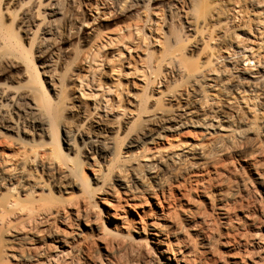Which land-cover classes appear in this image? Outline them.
<instances>
[{"label":"rangeland","instance_id":"1","mask_svg":"<svg viewBox=\"0 0 264 264\" xmlns=\"http://www.w3.org/2000/svg\"><path fill=\"white\" fill-rule=\"evenodd\" d=\"M132 1L120 0L123 2L121 7L126 8ZM259 1L264 4V0ZM29 3L30 0H0V85L27 88L34 86V82L35 86L39 84L36 98L41 101L43 114L54 129L56 145L46 137H37L31 125H26L27 135L19 133L18 137L0 128V161L10 160L20 168L22 158L34 160L33 165L27 167L31 177L46 183L44 187L28 186L20 190V205L31 202L36 207L47 205L61 209L56 216L40 215L32 232L45 230L46 234L56 231L68 235L75 231L68 259H73L75 264H111L105 258L106 243H101L100 238L115 234L112 232L114 227L105 217V203L114 205L121 213L135 214L136 219H139L136 214L143 216L145 212L144 219L148 222L154 219V198L163 200L164 196L178 219L183 218V212H188L201 221L203 229L200 228L198 237L189 232L184 237L182 250L190 261L193 258L201 262L196 261V264H231L230 258L235 253L237 256L242 254L245 264H264V239L259 242L252 237L256 231L264 235V89H261L263 93L258 92L260 96L256 94L257 99H252L250 93L236 95L230 92L232 95H229L228 91L224 93L213 84L211 90L209 85H203V80H200L201 84L197 81L196 86L194 80L178 75L167 59L169 53L179 47L180 42L174 43V38L179 36L176 34H180L181 29L178 21L173 22L176 15L169 13L160 0L150 8L151 25L145 31L147 35L141 31L144 23L137 14L123 17L115 0H59L57 7L61 14L50 23L53 36L43 44L39 43L43 29L41 22L47 15L41 14L42 7L37 9L38 19L30 31L21 28V15ZM241 7L243 18L233 12L227 17L234 23L239 17L237 25H244L243 21L251 17L253 11L249 3ZM140 15V18L149 16L143 10ZM227 18L223 20L231 30L238 27L233 22L229 25L231 21L227 23ZM217 27L215 30L218 31ZM217 31L216 35L215 32L210 34L217 43L211 38L209 43H212L202 57L192 52L193 55L188 53V59L193 58L190 59L195 65L206 64L203 79L207 71L209 79L213 75H222V80H231L229 84H234L232 81L237 80L232 77L233 71L224 58L227 50H232L228 51L232 54L239 50H235L228 39L220 41L223 37ZM166 36L172 39L170 45L176 44L170 46L174 48H170L171 52L166 48L168 43L164 45ZM3 37L13 46L3 44ZM211 47H215L217 50L213 51L218 54L222 53L219 56L223 58L218 57L223 62L219 63L218 57L214 60L216 63L209 60L207 52L212 51ZM163 48L169 53H162ZM224 49L225 52L221 51ZM52 59L53 62H49ZM162 60L166 61L165 65ZM12 63L17 65L11 68ZM48 77L53 80L52 86ZM227 81L223 83L226 86L229 85ZM204 82L208 84L206 79ZM200 91H205L204 97ZM176 124L182 125L179 129L171 128ZM64 130L71 134L70 150L64 142ZM88 137L109 145L112 154L107 162L93 151L87 154L82 149L81 140ZM18 139L25 146L17 144ZM129 145L133 147L129 148ZM196 152L207 157L208 163L200 162L204 164L194 166L193 163L199 162ZM90 157L95 159L96 166L92 165ZM50 159L58 164H69L75 175H80L79 165L83 160L89 162L91 166L84 167V173L91 180L85 187L87 190L83 193L72 186L77 178L66 180L59 187L50 182V174L59 177L56 170L44 166ZM161 161L165 164L158 163ZM146 163L155 165L135 181V171L143 169ZM95 175L98 181L94 179ZM122 180L133 190L136 188L134 193L140 202L134 210L123 201L124 196L117 186ZM3 193L6 194V190ZM183 195H187L185 200ZM205 196L216 201L215 207ZM218 198L226 200V210L216 207ZM94 214L99 231L88 230L90 223L83 219L87 217L92 223ZM18 220L14 219L13 224ZM135 226L128 232H121L123 237L117 239L119 244L109 242L113 254L111 262L163 264L161 256L149 258L144 252L125 246L132 240L148 242L144 235L139 237V225ZM263 235L260 237L264 238ZM203 239L209 240L213 246L211 250L202 247ZM15 243L11 236L6 237L0 241V249L14 247ZM249 253L252 256L247 259Z\"/></svg>","mask_w":264,"mask_h":264},{"label":"bare ground","instance_id":"2","mask_svg":"<svg viewBox=\"0 0 264 264\" xmlns=\"http://www.w3.org/2000/svg\"><path fill=\"white\" fill-rule=\"evenodd\" d=\"M58 1L59 0H30L29 5H27L26 9H24L25 11L21 15V28L25 32H28L30 31L31 27L35 25V20L38 19L36 18L37 12H38L37 9H40L41 7L43 8V11L41 14H43L44 16L47 15V18L44 16L43 17L45 19L42 18L43 20L41 24H43V29L41 31V36L39 40L40 44H43L47 40L51 39L53 36V34L50 32V23L53 21L54 18L57 17V15L61 14L57 7ZM115 1L119 9H121L123 17H130V16L133 17V15L137 14L136 17L138 16L139 18L138 17L137 18L144 23L143 27H141L142 28L141 31H143L144 33L148 29V27L151 25V20H150V14H151L150 10L151 9L150 8L152 5L156 4L159 0H134V1L131 0L132 2L131 3L129 2L130 4H128L126 8H124L125 7L124 5H123L124 7H121L123 2L120 3V0H115ZM243 2L245 4L249 3L253 11L251 12V17H247V13H246L247 11L245 10L244 13H246V17L248 19L243 21L244 25H242L241 23L237 25L239 17L237 19H235V17H232V19L234 18L235 21L237 20L236 23H234L233 21L230 20V18H227V17L230 14L232 15L233 13H235V15L238 16V14L243 12L244 10L241 11V8H242L241 6L242 4H244ZM160 3L167 7V10H169V13L176 15L175 17H177L178 20L176 18V20L173 22L177 23L178 21V24L180 26L178 27L181 29V33H182V34L181 33L179 34L178 31H176L178 33L176 35H179V36L181 35V36L180 37L178 36L179 38L176 37L174 38L175 40L174 39L173 40H174V43L175 42L176 43L180 42V43H179V47L178 45H177L178 48L175 46V49L176 48L177 49L172 52L171 50L174 49L173 45H176V44L172 43V45H170L172 42L171 41L172 39H169L166 36L167 39L170 40V42L166 39L165 41L167 42H164V45L165 43H168L167 45L168 47L166 48H169L168 50L171 53L165 51L164 48L162 50V53L164 51L165 53L170 54L169 57L167 56L169 58L167 60L174 68H172V66H169V67H171L173 70L175 69L178 75L184 76L183 78L188 77L190 78L191 81L194 80L195 81V82L193 81L194 84L197 81L200 82V80H203V83H204L203 85L212 86L213 84L214 87L216 88L218 87V89L220 90L222 89L224 93L226 91H228L227 93L232 92V94L235 93L236 95H240L241 93H244V94L250 93L252 95V99H257V97L260 96V93L258 92L261 91V89H264V41H263L264 9H262V7H264L263 6L264 4L262 5L261 1L259 0L258 1L257 0H160ZM141 10L146 11V13H148L149 16L145 15L146 17L144 16L143 18L142 17L140 18ZM172 14H171V17H173ZM240 17L243 18L244 16L242 17V14H240ZM224 18H227L226 22L228 20L231 21L229 22V25H231L230 23L233 22L234 26L236 24L238 27L237 28L235 27V29L232 28L231 30L230 28L231 26L228 27V24L225 25V21L223 20ZM244 22L249 25H245ZM215 27L218 28V31L215 30ZM216 31L218 32L217 34H219L220 37H223L222 39H220V41H223L224 39L226 41L228 39L227 41L230 42L233 48H235V50L237 49L239 50L238 52L236 51L238 54L237 53L232 54V53H228V51L230 50H227L228 47L226 48L227 55L224 58V62H226L231 67L229 68L233 72L229 71V73L232 72L233 74L231 73L230 74L233 75L232 77L235 80H237V81H232L235 83L234 84L230 83L231 84L230 85L229 82H231V80L228 82L226 79L225 81L228 82L229 85L228 84L227 85L229 87L223 84L225 83V81L222 80V77H221L222 75L221 76L213 75V78L210 76L211 79H209L206 75L207 71L205 72L206 78L204 79L208 81V84L205 83L203 79L204 77L203 71H205L207 68L204 70L203 67L204 68L207 67L205 66L206 64L203 63L204 64L203 66L202 64H199L198 62L196 64H199L202 66L195 65L194 64L195 61L194 60H192L194 62L191 61V59L193 58L190 57L191 59L190 58L188 59L189 57L188 53H191L193 55L192 52H197V54L199 53L202 57L203 52L209 49L208 47H210L212 43V42L209 43V41L213 40L214 42L215 40V38H212L210 36L211 32L213 33L215 32V35H216ZM170 32H168V34H170ZM190 35L191 37H189ZM170 36L171 34L169 35V37ZM173 36L175 37V35ZM146 38H149V37L146 36ZM2 43L5 45L9 44L6 37L5 38L3 37ZM10 43H12V40L10 41ZM214 43H217V42H214ZM9 46H13V44L12 45L9 44ZM170 46H173V47H170ZM216 46H221V45H216ZM215 47H213V49H216ZM223 47H221V49H223ZM213 49L212 51L208 50L207 55H209L208 56L209 60L211 58V60L213 59L212 61L214 62V60H216L217 57L222 53L218 54V52L216 51L217 49L215 51H213ZM221 51L225 52V49ZM52 55H54V53ZM164 55H168V54H164ZM219 57L223 58L222 55ZM219 57L217 59L218 62L219 63L220 61L223 62V60L219 61ZM164 60H162V62ZM1 61L2 59L0 58V63ZM49 62H53V59L50 60ZM165 62H163L164 65L166 64ZM13 65L16 66L17 64L12 63L11 68H14ZM215 65L213 64L212 66H215ZM232 77L231 79L234 80ZM207 78L209 80H207ZM51 82H53V80L51 79V77H48V83L49 85L52 86ZM142 82L145 85H147V83H145L144 81ZM38 83H42V82L39 81ZM200 84L198 83L199 86ZM38 85L35 86V82H34V86H29L27 88L11 87L6 84L0 85V128L4 129L5 131L11 132L18 137L19 133H22L23 135H27L28 133L26 132V129H27L26 125L27 126L31 125L37 137H46L52 140L53 144L56 145L54 143L56 139L55 137H53L54 129L49 119L46 117L45 114H43V110H42L43 108L41 105V101L36 98V92L39 90ZM211 86H210V89L212 90L213 87L211 88ZM54 92H55V89H54ZM204 92L200 91L199 93L200 95H202ZM263 92L261 91V93ZM198 94L197 96H199ZM232 94L230 93L229 95H232ZM202 96L204 97L205 93ZM196 99L198 100V98ZM181 125L182 124H176L175 125L176 127H171V128H174V130L177 128L179 129ZM218 130L226 131V130H223L222 128H218ZM70 135L71 134H69L67 131L64 130V136H65L64 142L68 150L71 149V139H69ZM150 140H153V138H150ZM81 141H82L81 147L85 152H87V154H90L91 151H93L104 162L105 160L107 162V160L112 154L109 148V145L95 137L94 138L88 137L86 138V140L82 139ZM17 144H19L20 146H25L24 142L20 139L17 140ZM130 145L128 146L129 148L133 147ZM195 155H198V158L196 159V161H199V162L193 163L194 166L204 164L200 162H205V164L208 163V161L207 162L205 161L207 160L205 159L207 157H203L202 153L196 152ZM90 160H92V165L96 166L97 162L95 161V159L90 157ZM33 163H34V160L22 158L19 162L21 167L18 168L17 164L10 160L0 161V241L6 237L11 236L13 240L16 242L14 247L6 248L3 250L0 249V264H17V262L18 263L22 262L24 264H75V261L73 259L67 258V255L71 252V249H73V247L71 246V243H72L71 239L74 241V235H76L75 231H71L70 234L68 235L67 234L63 235L56 231H52L49 233L47 232L46 234L45 230H40L39 232L38 231L32 232V227L37 223L40 215L49 217L55 214L56 216L58 213L61 212L60 207L47 206V205L36 207L31 202L28 205H20L21 200H22L20 197V190H24L28 186L39 188V187H44L46 185L45 181L41 180L40 178L31 177L30 172L28 171L27 167L33 165ZM158 163L165 164L164 161H161ZM85 165L91 166L89 162L83 160L79 165L80 172L79 171L78 172L80 173V175L79 174L75 175V173L73 172L74 169L72 170L69 164L67 163L58 164L53 159H50L48 165H44V166L48 167V169L50 170H54V171L56 170L57 174L59 175V177L57 178L56 176L53 177L54 176L53 174H50V182L54 183V185H57L59 187V186H62V184L66 180L73 181L75 178H77V181H75L72 184V186L78 188L81 192L84 193V190L85 189L87 190V188H85L86 185L89 186L91 182L89 177L84 173ZM154 165L155 164L146 163L143 166L144 167L143 169L141 168L135 171L136 173L135 181H139L141 174L147 171L148 169H151V167H153ZM94 179L98 181L96 175L94 176ZM258 179H261L260 176H258ZM117 186L122 191V195L124 196L123 201H125L126 205L131 206V208H133L134 210V208H136L138 205L137 202H140L138 201L137 195L134 193V190L136 188L133 190L123 180L120 181V183H118ZM4 190H6V194L3 193ZM186 196L183 195L182 198L185 200ZM205 197L208 200V203L211 206L215 207L216 203L214 204V202L216 201L211 200L208 196H205ZM154 199L156 200L154 202V208L152 209V213H153L152 215H154V219H150V221L148 222L145 221L144 219L146 216L145 212L143 216L136 214V216L139 217V219H136L135 214H131L130 212L128 213L131 215L130 216L126 212L121 213L114 205L105 203V207H104L105 217H106L107 222L111 226L114 227V230H112V232L115 233L113 234L114 237L113 236L109 238L100 237L102 241L101 243L103 242L106 243L104 246V249L106 252L105 258L109 263L113 264L111 262V258L113 257L112 256L113 254L109 250V246H108L109 242L113 244L115 243L119 244L120 240H117V239L123 237L121 236L123 234L121 232L122 231L128 232V230L134 227L135 225H139L138 226L139 227L138 229L140 230V233H138V235H140L139 237H142L144 235L146 241L148 242H145V241L143 242V240H132V242L130 241L127 243L125 241L126 242L125 246H127V248L136 249V251L137 250L142 251L149 258H151V256L153 257L161 256L163 259V264H196L197 263L196 261H199L193 258H192L193 261L192 260L190 261L189 258L185 257V254H184L185 251L182 250L183 248L182 245L185 242L184 237L186 233L189 232L193 234L195 237H198L201 234V230H200V228H202L201 221L196 220L194 215L188 212L187 213L183 212V218L180 220L176 216V213H174L173 210H171L172 207H170L171 206L170 204L168 207V204L166 201L167 198L163 196V200H161V198L160 199L154 198ZM218 199H219L218 200L219 203L216 205V207L219 210L223 211V208L226 205L225 204L226 200L225 199L223 200L222 198H218ZM189 200L190 199L188 198V201H187L188 203L191 202V201L189 202ZM86 218L87 217L83 219L86 222H88V224L90 223L89 224L90 227L88 228V230L91 231L93 229H96V231H99V225L97 221L95 220V218H97V215L93 217L94 220L92 219L93 220L92 223L90 222V220L87 221ZM245 218L246 220H249L247 216H245ZM14 219L16 220L19 219L16 224H13ZM237 227L239 228V226ZM237 227H235V229L239 231ZM261 234L262 233L259 234L258 231H256L254 232L252 237H254V239H257V241L262 242L264 238H261L263 235ZM47 239H50V241L47 242L48 241ZM202 242H203L201 243L203 244L202 247L211 250L210 249L211 244L209 243V240L203 239ZM211 248H213V246ZM110 249L112 250V248ZM252 253L247 254V259H249L250 256H252ZM233 255H235V253ZM233 255L231 256L232 258H230L231 264H245V260L241 258L242 254H239L240 256H237V255L233 256ZM244 257L246 258V256ZM151 260H149L148 263H151Z\"/></svg>","mask_w":264,"mask_h":264}]
</instances>
